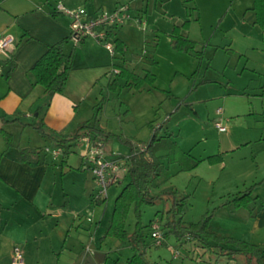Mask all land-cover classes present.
I'll return each instance as SVG.
<instances>
[{"label": "rangeland", "instance_id": "1", "mask_svg": "<svg viewBox=\"0 0 264 264\" xmlns=\"http://www.w3.org/2000/svg\"><path fill=\"white\" fill-rule=\"evenodd\" d=\"M193 1L181 0L182 4L187 6ZM181 2L179 0H169V2L148 0L147 3L144 1L143 5L147 4V10L144 12H137V7H135L141 2L131 3V7H128L131 18L119 26L116 32V35L123 38L125 42L124 51L122 54L117 53L118 55L114 58L104 46L94 41L99 47V50L96 49V55L97 61L101 63L98 65L101 67L82 70L84 72H81L82 77L71 80L73 85L81 83L82 86L84 84L81 88L84 100L79 106L80 115L85 117L83 119L91 121L93 125L115 135L105 139L101 137L103 151L106 155L122 156L123 161L131 153L132 148L137 147L141 142L148 141L151 134L148 126L150 121L154 126L164 123L159 134H170L182 150L191 151L189 154L196 158L201 155L219 153L224 159L223 165L221 162L216 164L202 162L194 170L179 171V167L174 166L176 163L170 164L169 170L172 176L161 184L159 189L174 187L178 197L186 196L184 212L181 215V220L185 224L195 223L205 215H209V233L217 237H228L233 234L244 235V241L258 247L256 241H264V227L255 228L254 217L251 216H254L258 206H264V184L260 182L264 167L252 158L249 145L245 147L244 143L248 138L255 139V134L260 130L256 128H264V98L254 94L259 89L255 84L246 86L251 79L257 81L259 76L252 72H241L240 66L236 70L224 69L225 57L217 54L209 60L210 57L206 55L199 81L194 83L196 79L195 72H193L195 57L188 54L187 58L174 55L166 34L173 23L177 25L180 22L179 16L182 17V21L189 17V10L186 17L187 9L184 7L181 9ZM200 2L203 10L205 7H212L213 10L217 9L219 15L222 16L228 0H200ZM211 10L209 9L208 12ZM210 16L207 12L204 16L203 30L206 35L211 34L209 32ZM190 17H192L191 14ZM219 19L220 17L216 19V22ZM190 23L186 30L189 32V37L198 39L199 28ZM3 35L6 34L0 33V36ZM157 37L159 38L154 41ZM69 39L78 42L70 37V32ZM113 40L112 37L108 39L114 46ZM203 47L204 44H196L198 50L203 51ZM209 48L214 50V47ZM86 50L79 48L76 52V59L83 55V52H87ZM191 54L194 55V51ZM86 55L91 56L90 53ZM143 55H146L147 62L141 61L144 59ZM152 61H154L153 64ZM208 62H211L209 67ZM115 63L125 68L137 65L147 67L145 69L156 75V87L150 90H138L131 85H126L125 78L116 75L119 68L112 66ZM206 68L205 77L210 80H201ZM100 69L106 71L103 74L106 77L96 82L93 87L87 84L86 80L96 75ZM145 71L141 72L145 73ZM261 77H264V72L261 73ZM114 79L117 82L111 84ZM196 84L197 87L203 84L209 88L220 89H224L222 85L230 86L234 92L233 95L227 97L220 95V98L215 92L212 99L206 101H195L191 97L188 99L196 89ZM192 88H194L193 91H191ZM201 97L203 96H199V99ZM218 107L224 111L216 116L215 111ZM195 110L198 115L195 114ZM212 116L216 117L215 120L211 119ZM218 117H222V125L225 127L223 132L215 128L214 122L218 121ZM10 119L18 120L6 122L0 117V154L18 156L25 147L38 148L41 158L44 157L49 164L55 163L53 167L58 172L57 190H60L62 185L63 192L72 194L70 196L72 199H70L78 203L76 197H83L84 182L88 181L90 187L95 186L92 197L97 196L95 181L90 177L91 171L83 167L79 169L80 160L86 164L83 153L86 145L90 144L89 139L80 140L69 147L66 155L62 154L65 148L58 147L61 155L55 161L50 153L44 152L46 146L55 147L54 141L47 136H42L31 124L32 119L20 120V117ZM79 144L83 145L82 149ZM253 144L250 145L253 146ZM161 153L163 152H158L159 155ZM63 157L66 163L62 162ZM162 160L167 163L166 159ZM62 163L63 174L60 172ZM127 181L128 177H125L121 183L111 185L108 188L106 200L96 205V215L98 216L100 211L103 218L92 247L106 253L107 258L103 264H113L115 260L124 264L126 258L131 256L130 249L125 248L126 245L113 237L107 236L102 239V242L99 241L111 218L114 200ZM246 189H250L253 200L248 208L235 209L228 201L232 200L238 192ZM155 191L157 190L153 192ZM0 196H2L1 193ZM87 196H89L88 192L85 197ZM169 204V200H157L154 204L142 205L139 217L135 215L133 208H130L127 213L125 229L128 233L135 230L138 222L142 226L143 250L148 262L152 264L243 263L244 259L241 255H235L233 258L229 255H220L219 248L213 241L203 244L201 240L189 239L185 234L178 238L174 233H169L164 237L162 226ZM81 212L86 217L89 214L88 210ZM6 215L4 213L3 217ZM153 224L163 236L160 244H157L150 235ZM258 249L264 256V245ZM5 250L6 242L0 241V264H5Z\"/></svg>", "mask_w": 264, "mask_h": 264}, {"label": "crops", "instance_id": "2", "mask_svg": "<svg viewBox=\"0 0 264 264\" xmlns=\"http://www.w3.org/2000/svg\"><path fill=\"white\" fill-rule=\"evenodd\" d=\"M137 1L141 2L139 6H135L137 12L147 10V4L143 5V2L147 3L148 0ZM137 1L0 0V33L3 32L12 38V44L5 50L0 51V117L7 119L20 117V120L32 119L34 122L36 116H38L54 138L60 139L63 136L72 134L80 123L87 120L83 119L85 117L80 115L79 110L80 103L84 100V95L81 93L84 84L82 86L81 83L80 85L78 83L73 85L71 80L72 78L82 77V73H84L82 70L86 69L87 71V69L101 67V65H98L101 63L97 61L96 55V49L99 50V47L90 38H84L78 42L69 39V20L55 11V5L61 2L68 8L83 7L89 15H95L102 10L112 11L118 5L124 3L129 4L131 7V3ZM167 1L169 2V0ZM179 1L181 2V0ZM180 7L181 9L183 7L187 9L185 11L186 17L189 10L187 19H191L190 25L199 28L200 36L198 39L190 38L188 31H182V33L196 44H204L200 59L188 53L189 56L195 57L193 72H195L196 79L194 83L199 81V75L205 63V56H209V60H212L218 54L226 58L223 65L224 69L236 70L240 66L241 72L258 74L257 81L251 79L246 86L255 84L256 88L259 89L254 94L264 98V77H261V73L264 72V29L254 24L253 0H228L224 6L222 16L219 15L217 9L213 10L212 7H205L203 10L200 0H194L189 6L183 5L181 2ZM209 9L212 10L208 12ZM206 12L211 15V21L209 22L210 35H206L203 30ZM190 14L192 17H190ZM195 17L196 19L193 20ZM216 17H220L218 22H216ZM178 18H180V22L177 25L182 22V17L179 16ZM173 25H176V23H173ZM118 28L120 27L112 30L109 38L118 39L125 45L123 38L121 39L116 35ZM169 32L166 34L168 35ZM114 40L113 44L115 46ZM58 42L62 43L63 54L69 56L72 69L68 74L64 91L60 94H54L48 100L43 88L39 85H33L29 69L46 52L49 46ZM209 47H214V50ZM79 48L87 49V52H83L84 54L76 59V52ZM173 51L174 55L184 58L189 57L185 53ZM150 52L153 53V51ZM86 53H90L91 56L89 57ZM10 55H13V67L8 77L5 78V74L9 69V65L5 62ZM142 57L144 59H141V61L147 62L146 55ZM153 63L154 61H152ZM210 63L208 62V67ZM145 68L147 67L143 65L142 67L137 65L132 68L126 66V69L139 76L145 74L141 72L143 70L151 72ZM207 68L201 80H210L205 77ZM104 73L106 71L100 69L96 75L90 76L86 83L91 84L93 87L96 82L106 77L103 75ZM151 73L155 78L153 83L149 86L143 84L140 89L150 90L152 87H156V75L153 72ZM202 85L197 87L196 84V89L192 88L191 91L193 89L194 91L188 99L191 97L195 101H206L212 99L215 92H217L216 96L218 94L219 98L220 95L227 97L233 95L234 92L230 86L222 85L224 89H220ZM199 96L203 97L199 99ZM47 101L48 104H46ZM38 107H41V109L37 114L35 110ZM194 112L197 114L196 110ZM215 114L218 116L216 111ZM215 118L214 116L211 117L213 120ZM218 118L222 119V117ZM256 129L260 130L255 134V139L248 138L244 146L249 145L252 158H255L256 162L264 167V128ZM95 137L101 139L102 136L86 135L80 137L78 141L84 139L91 141V138ZM56 139H53L54 143H56ZM251 143H254L253 146L250 145ZM79 146L82 149L83 145L79 144ZM184 152L190 153L191 151L186 150ZM161 154H164V152ZM14 155L0 154V193L2 194L0 196V241L6 242L5 264L10 262L14 245H18L22 250L23 264H90L88 258L92 257L95 252L105 254L101 263L103 264L107 258L106 253L92 247L103 218L100 211L98 216L96 215L97 206L91 203L95 186L90 187L89 182L85 181L84 195L83 197H76L78 203H74L70 197L72 194L69 195L63 192L62 185L60 190H57L58 172L53 167L55 163L49 164L44 157H40L38 163L19 162L17 156ZM59 156L54 160L56 161ZM207 156L201 155L197 159H204ZM221 159V163L224 162L222 157ZM62 161L66 163L64 158ZM162 162L165 163L163 160ZM202 162L206 161L203 160ZM62 165L60 164V169ZM174 166L179 167L177 164H174ZM82 167L83 169H89L88 165L80 160L79 169H82ZM63 171L64 169L60 170L62 174ZM261 176L260 182L264 184V172L261 173ZM90 177L93 179L91 173ZM87 192L89 196L85 197ZM85 210L89 211L87 217L83 216L81 212ZM255 211L254 216H251L254 217L255 228L264 227V206H258ZM4 213L7 215L3 217ZM228 237L245 240L244 235L240 234H233V236ZM99 241L102 242V237ZM256 244L260 248L264 245V241H256ZM124 247L129 249L127 245ZM262 259H264V256H262ZM93 264L97 263L94 262Z\"/></svg>", "mask_w": 264, "mask_h": 264}, {"label": "trees", "instance_id": "3", "mask_svg": "<svg viewBox=\"0 0 264 264\" xmlns=\"http://www.w3.org/2000/svg\"><path fill=\"white\" fill-rule=\"evenodd\" d=\"M126 5L129 7V4L126 3ZM252 10L255 14L254 24L264 29V0H253ZM195 19L196 17L193 18V20ZM190 21L191 19H186L179 25H173L168 37L173 50L185 54L194 51V56L200 59L202 50L196 49V43L182 33V31L187 30ZM114 43V50L116 51L112 56L113 58L116 57V53L122 54L124 50V45L121 41L116 39ZM5 63L9 65V69L5 74V78H7L13 67V55L8 56ZM112 66L119 68L116 75L123 76L126 83L138 90L143 84L151 85L155 79L154 75L149 71L145 72L143 76H139L123 66L116 64ZM71 69L70 58L63 54L62 43L58 42L48 47L46 52L32 64L29 72L33 79V85L41 86L49 100L54 94H60L64 91ZM115 82H117L116 79L112 80L111 84ZM48 103L47 101L46 104ZM40 109L41 107H38L35 112L38 114ZM2 119L6 122L18 120L3 117ZM31 124L42 136H47L52 140L56 139L46 129L38 116ZM148 126L151 131L150 138L147 142L139 144V146L144 147L143 150L132 148L131 153L128 155L125 174V177H128V181L114 200L111 218L102 239L110 236L129 247L131 256L126 258L124 264H152L145 259L143 250L144 239L140 222L137 223L132 233H128L125 229L126 216L130 208H133L135 215L139 217L142 205H151L157 200H169L170 204L162 226L164 237L169 233H174L178 238L185 234L189 239L201 240L203 244L207 241H213L219 248L220 255H229L230 258L235 255H241L244 259L242 264H264L262 255L255 244L227 236L217 237L209 233V215H205L195 223L185 224L181 220V215L184 212L186 196L178 197L174 187L159 189L161 184L172 176L169 171L170 164L176 163L179 166V171H191L203 160L208 164L221 162V155H210L204 159L194 158L188 152L182 151L170 134H159V130L163 128L164 123L154 126L152 122H149ZM91 134L95 136L101 135L104 139L109 136H115L113 133L105 132L103 129L93 125L88 120L80 123L72 134L56 139L54 146L64 147L62 154L66 155L69 152V147L76 144L80 137L91 136ZM159 151L164 152V154L159 155ZM39 158V149L30 147L23 148L17 156L19 162L38 163ZM162 159H166L167 163H163ZM154 190L157 191L153 192ZM105 200L99 197H92L91 203L92 205H99ZM252 200L250 189H246L243 192H238L228 203L231 202L234 208H248ZM113 264L121 263L119 260H115Z\"/></svg>", "mask_w": 264, "mask_h": 264}, {"label": "built area", "instance_id": "4", "mask_svg": "<svg viewBox=\"0 0 264 264\" xmlns=\"http://www.w3.org/2000/svg\"><path fill=\"white\" fill-rule=\"evenodd\" d=\"M55 11L69 20V32L70 37L76 41L84 38H90L96 43L105 47L111 56L115 54L114 46L108 41L109 35L114 28H117L127 22L131 16L128 12V5H118L112 11H99L95 15H89L85 8H68L61 2L56 3ZM12 44V38L10 36L0 37V51L5 50ZM114 72H117L114 70ZM217 114H221V108H217ZM215 128L219 132L225 131V127L222 125V119L214 122ZM89 145H86L83 153L84 160L88 165L95 185L97 187V196L100 199H106L108 196V188L111 185L119 184L124 179L126 174V160L124 161L122 156L106 155L103 151V141L100 138L92 139ZM143 146H135L134 149L143 150ZM45 153H50L53 158L60 155V149L58 147L44 148ZM151 237L160 244L163 238L162 234L158 231V228L153 224ZM9 264H23L22 250L18 245H14L11 251V258Z\"/></svg>", "mask_w": 264, "mask_h": 264}, {"label": "water", "instance_id": "5", "mask_svg": "<svg viewBox=\"0 0 264 264\" xmlns=\"http://www.w3.org/2000/svg\"><path fill=\"white\" fill-rule=\"evenodd\" d=\"M105 254L95 252L92 257L88 258V261L90 264H93L94 262L97 264H101L104 260Z\"/></svg>", "mask_w": 264, "mask_h": 264}]
</instances>
